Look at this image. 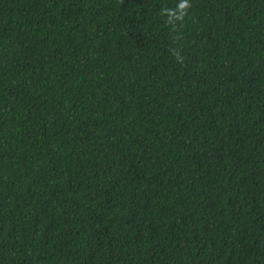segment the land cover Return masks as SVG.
Listing matches in <instances>:
<instances>
[{
  "label": "trees",
  "instance_id": "1",
  "mask_svg": "<svg viewBox=\"0 0 264 264\" xmlns=\"http://www.w3.org/2000/svg\"><path fill=\"white\" fill-rule=\"evenodd\" d=\"M0 264H264V0H0Z\"/></svg>",
  "mask_w": 264,
  "mask_h": 264
}]
</instances>
